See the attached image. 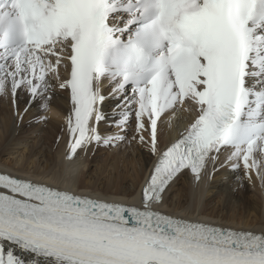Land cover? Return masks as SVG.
I'll list each match as a JSON object with an SVG mask.
<instances>
[{"label": "snow or ice", "instance_id": "snow-or-ice-1", "mask_svg": "<svg viewBox=\"0 0 264 264\" xmlns=\"http://www.w3.org/2000/svg\"><path fill=\"white\" fill-rule=\"evenodd\" d=\"M50 75L70 94L69 159L93 141L123 139L96 128L105 82L135 108L137 132L147 120L153 154L165 113L187 105L197 116L157 154L141 207L0 173V264H264V233L154 208L182 170L199 179L211 153L231 149L227 160L246 175L259 168L264 0H0V93L10 87L15 99L25 88L31 104Z\"/></svg>", "mask_w": 264, "mask_h": 264}, {"label": "bare ground", "instance_id": "bare-ground-1", "mask_svg": "<svg viewBox=\"0 0 264 264\" xmlns=\"http://www.w3.org/2000/svg\"><path fill=\"white\" fill-rule=\"evenodd\" d=\"M64 75L65 71L61 67V79L66 78ZM49 78L55 77L50 75ZM59 82L56 78L55 82L49 80L47 91L43 96L35 98L31 104L25 88L17 90L15 99L10 87L0 93V171L99 199L120 202L139 200L141 186L157 159V154L174 137L182 133V128L196 118L194 106L193 110L186 111L187 105H178L161 117L157 124V154H153L148 143L150 127L145 120V129L138 134L143 136L145 131L148 132L147 138L143 136L145 143H139V136L134 139L140 147L144 145L143 149L133 145L136 141L132 140V146L126 148L127 142L115 139V142L118 141L114 144L116 147L105 150L103 157H98L92 155L91 150L94 144L101 148L104 143L93 141L78 149L74 157L68 160L66 156L70 150V134L67 118L71 114L72 105L69 91L61 89ZM102 91L106 98L99 108L106 119L96 124L97 131L102 138L120 137L114 134L113 130L111 133L105 131L107 123L116 121L115 125L118 126L122 112L116 108L123 106L122 110L129 111L131 119L135 118V108H129L121 99L109 95L111 88L107 82ZM41 105L45 107L42 108ZM23 109V115L30 119L28 128L18 119ZM37 115L47 117L35 120ZM40 120L42 123L47 122L38 126L41 133L31 139L30 134H33L34 127L30 124H37ZM58 124H61L62 130L58 129ZM135 124L137 125L136 120ZM27 131V138H22L23 132ZM28 138L33 141L26 143L27 140H21ZM55 138L59 141L57 146ZM15 147H21L22 150L12 159L1 157L3 151H10ZM230 151L229 149L213 153L211 157L215 159L210 158L207 161L199 179L186 172L178 175L166 188L157 207L171 215L225 227L264 232V157L255 152L253 158L258 161L259 168L255 171L249 170L247 175L244 172L243 176H240L233 167L240 161L227 160ZM90 163L95 164L91 171L88 167ZM247 179L249 186L253 188V196L246 192L251 189L246 186ZM259 193L263 194V198H259ZM214 197H218V200L215 201Z\"/></svg>", "mask_w": 264, "mask_h": 264}, {"label": "rangeland", "instance_id": "rangeland-1", "mask_svg": "<svg viewBox=\"0 0 264 264\" xmlns=\"http://www.w3.org/2000/svg\"><path fill=\"white\" fill-rule=\"evenodd\" d=\"M47 79V81H49V80H52L53 82H55V78H49L48 79V77L46 78ZM48 85H50L49 83H48ZM21 90V89H20ZM119 108H121V109H119ZM118 111H120V112H123V106H121V107H118V108H116ZM23 113H24V109L22 110V113H21V116L18 118V119H21V124L24 126V127H27L28 128V123H29V118L26 116V115H23ZM118 113V112H117ZM40 116V115H39ZM38 115L37 116H35L34 117V119L35 120H37L38 118L39 119H41V117H44L45 116V118L47 117L46 115H42V116H40L39 117ZM25 118V119H24ZM132 118V116H129V118H128V123L123 127V128H121V127H119V126H116L115 124H116V121H110V123L108 122L107 124V127H106V129H105V131L107 132V131H109L110 133H111V131L113 130L114 131V134H117V135H120V137H123V139H119V140H121V141H123L124 143H126L127 145H126V148L129 146V145H131L134 141H136V140H134L133 138L135 137V139H137V138H139V137H137V136H139L138 134H140V132H136L137 131V125L135 124V120H136V118H134L133 117V119H131ZM47 121H45L44 123H42V121L40 120L39 121V123L37 122V124H34V123H32V124H30V125H32L34 128H33V130H34V132H33V134H30L31 136H30V138L31 139H34V137L35 136H38V134H40L41 133V129L39 128L40 127V125H43V124H45ZM130 123H131V125H130ZM22 126V127H23ZM39 126V127H38ZM42 127H44V126H42ZM61 127V124H58V129H60V130H62V128H60ZM133 127V128H132ZM109 128V129H108ZM112 131V132H113ZM115 132H118V133H115ZM28 133H29V131H27V132H23V135H22V138H27L26 136L28 135ZM133 136H131V135ZM148 132L147 131H145V133H144V135L143 136H145L146 138L148 137ZM137 137V138H136ZM30 138H28V139H21V140H27L26 141V143H30V142H32L33 140H31L30 141ZM128 139H130V141L128 140ZM125 140V141H124ZM128 140V141H127ZM133 140V142H131ZM130 142H131V144H130ZM41 143V142H40ZM111 143H113V144H111ZM110 144L111 145H109V144H102L101 145V148H100V146H98V147H96L97 145L96 144H94V147L92 148V150H91V153H92V155H97L98 157H103V155L105 154V150H109V149H112V148H114V147H116V145H114L115 143L117 144L118 143V141H116L115 142V140H113L112 142H111ZM137 143V144H136ZM140 143V142H139ZM59 144V141H57V138H55V145L57 146ZM133 145H135V147L136 146H139L138 145V142L136 141L135 142V144L133 143ZM132 146V145H131ZM102 148L104 149V150H102ZM139 148L140 149H143L144 148V145L142 144V146L140 147L139 146ZM16 149V150H15ZM18 149V150H17ZM20 150H22L21 149V147H15V148H13L12 150H10V151H3L2 153H1V157L4 159H12L15 155H16V153L18 152V151H20ZM238 165V167H234L237 171H238V173H240L239 175L240 176H243V174H244V172H245V169H244V166L242 165V163H241V161H240V163H238L237 164ZM88 167H89V170L91 171V169H93L94 167H95V164L94 163H90L89 165H88ZM243 170V171H242ZM244 180V179H243ZM247 183H246V186L249 188V187H251V185L249 186V180L247 179V180H245ZM125 183H126V181H125ZM234 190H236V188H234ZM246 192H248L249 193V195L250 196H253V188L251 187V189L249 188ZM252 194V195H251ZM259 198H263V194H260L259 193ZM214 200L215 201H217L218 200V197L216 198V197H214ZM214 202V201H213Z\"/></svg>", "mask_w": 264, "mask_h": 264}]
</instances>
